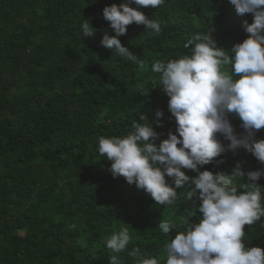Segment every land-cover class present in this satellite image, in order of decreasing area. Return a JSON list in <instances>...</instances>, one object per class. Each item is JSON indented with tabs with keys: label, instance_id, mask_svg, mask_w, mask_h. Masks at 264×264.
<instances>
[{
	"label": "trees",
	"instance_id": "1",
	"mask_svg": "<svg viewBox=\"0 0 264 264\" xmlns=\"http://www.w3.org/2000/svg\"><path fill=\"white\" fill-rule=\"evenodd\" d=\"M123 2L0 0V264H109L112 253L102 241L124 228L132 239L116 254L119 264H135L128 255L135 247L159 260L168 242L160 220L181 227L198 215L197 196L184 199L187 185L177 189L176 205L163 207L114 179L97 141L125 135L141 115L161 140L174 133L151 64L189 54L185 44L197 34L227 50L247 38L243 24L252 16L237 15L228 0H165L141 8L161 24L160 33L133 23L119 37L144 62L140 68L100 45L105 32L114 35L103 8ZM84 20L95 30L91 37L82 35ZM230 120L242 137L240 121ZM256 138L264 139V129ZM217 159L223 163L200 171L231 174L238 162L245 174L264 167L243 148ZM241 182L250 183L246 175ZM257 183L264 186V179ZM244 231L246 246L264 249V218Z\"/></svg>",
	"mask_w": 264,
	"mask_h": 264
},
{
	"label": "clouds",
	"instance_id": "2",
	"mask_svg": "<svg viewBox=\"0 0 264 264\" xmlns=\"http://www.w3.org/2000/svg\"><path fill=\"white\" fill-rule=\"evenodd\" d=\"M228 2L237 15L252 16L250 24H243L247 34L243 42L225 50L207 33L197 34L185 44L189 54L151 64V72L158 74L159 87L168 97L174 133L169 130L161 140L153 123L141 115L145 123L134 122L125 135L98 138L97 153L110 162L111 176L142 190L156 205H176L177 189L186 185L190 190L183 191L184 199L197 196L199 200L194 220L184 221L181 227L172 221L158 223L168 239L160 259L135 247L128 252L135 264H264V249L248 247L243 239L245 226L264 218V186L257 183L264 179V167L245 174L238 162L231 174L200 171L206 165L218 166L223 161L217 158L240 148L264 165V139L256 138L264 129V0ZM164 3L124 0L118 6L104 7L102 18L114 35L105 32L100 45L143 68L144 62L122 46L119 37L133 23L159 34L161 24L139 9H156ZM84 21L83 37L93 36L95 30ZM155 115L159 124L163 113ZM230 117L240 121L242 137L235 134ZM183 170L195 176L190 178ZM245 175L248 184L241 182ZM170 232H175L174 238ZM131 239L124 228L102 241L112 253L109 264H119L116 254L125 252Z\"/></svg>",
	"mask_w": 264,
	"mask_h": 264
}]
</instances>
